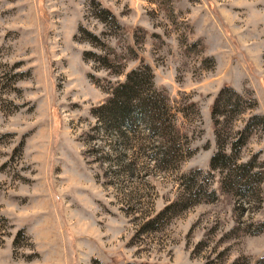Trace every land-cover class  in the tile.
<instances>
[{
  "label": "rangeland",
  "instance_id": "374dc122",
  "mask_svg": "<svg viewBox=\"0 0 264 264\" xmlns=\"http://www.w3.org/2000/svg\"><path fill=\"white\" fill-rule=\"evenodd\" d=\"M142 63L182 111L189 156L163 168L134 142L131 174L101 156L115 151L90 111ZM223 87L254 103L218 118L230 138L264 119V0H0V264H256L264 172L252 203L203 177ZM254 155L264 166L261 126L238 163ZM193 181L216 200L187 201Z\"/></svg>",
  "mask_w": 264,
  "mask_h": 264
},
{
  "label": "trees",
  "instance_id": "16d2710c",
  "mask_svg": "<svg viewBox=\"0 0 264 264\" xmlns=\"http://www.w3.org/2000/svg\"><path fill=\"white\" fill-rule=\"evenodd\" d=\"M105 89L107 95L105 101L90 111L94 119L90 132L97 136L103 135L108 150L115 151L113 155L101 152V156L108 164L110 163L111 168L121 166L125 153L131 152L135 147L134 142L138 145L144 143L151 145L157 154L155 158L144 153L137 154L145 156L149 161L159 162L163 168H169L174 163L176 166L180 158L182 160L189 156V154L183 156L180 145V139L184 137L180 135L177 115L183 113L172 105L161 91L155 89L149 66L139 64L125 74L123 82ZM253 106L252 100L244 98L228 87H223L218 92L210 107L215 149L208 160L207 170L203 173L205 179H211L214 173H218L220 175L218 186L221 192L248 198L251 203L257 200L258 185L263 181L264 166L263 163L258 162L257 155L252 156L245 163H238L239 154L254 127L264 128V119L258 115L251 116L243 128L230 138L227 129L219 128L222 124L218 118L222 119V122L230 121L251 110ZM188 108L193 115H197L194 104H189ZM117 148L122 153H118ZM122 166L126 169L124 173L129 170L132 174L135 171L131 162ZM110 173L115 175L117 171ZM196 186V182L193 181L186 189V200L191 204L201 200L203 202L216 200L212 189L207 191L200 184ZM258 232L260 231L257 230L255 233ZM256 264H264V257Z\"/></svg>",
  "mask_w": 264,
  "mask_h": 264
}]
</instances>
